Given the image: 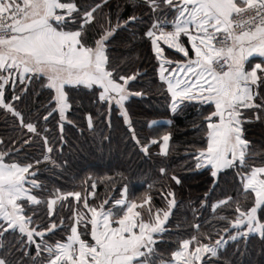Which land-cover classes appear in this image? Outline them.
I'll use <instances>...</instances> for the list:
<instances>
[{
  "label": "snow or ice",
  "instance_id": "1",
  "mask_svg": "<svg viewBox=\"0 0 264 264\" xmlns=\"http://www.w3.org/2000/svg\"><path fill=\"white\" fill-rule=\"evenodd\" d=\"M114 42L129 52L119 63L111 55ZM140 43L150 49L171 114L197 109L192 127L201 146L186 152L183 167L203 170L209 182L189 201L195 222H187L186 238L169 252L160 245L172 235L170 217L181 205L175 186L182 187L183 178L167 162L173 133L141 137L129 113L132 97L148 96L146 88L133 87L147 76L131 67ZM36 84L35 94L46 92L47 103L33 114L19 105ZM85 90L93 105L107 110L106 117L99 111L84 117L101 148L112 143L117 111L126 144L145 158H163V206L154 207L149 192L129 199L126 184L120 198L99 204L89 201L95 182L84 194L48 190L40 165L54 173L67 164L53 153L59 147L63 154L68 143L65 124L78 127L69 119L71 93ZM0 111L18 132L0 148V264H255L244 259L253 240L264 256V147L248 138L249 126L264 125V0H0ZM101 117L107 134L97 132ZM158 123L150 120L148 127ZM37 147L39 156L26 151ZM222 180L231 192L217 194ZM65 210L69 215L61 214ZM58 232L64 234L55 238ZM230 248L232 259L225 255Z\"/></svg>",
  "mask_w": 264,
  "mask_h": 264
},
{
  "label": "trees",
  "instance_id": "2",
  "mask_svg": "<svg viewBox=\"0 0 264 264\" xmlns=\"http://www.w3.org/2000/svg\"><path fill=\"white\" fill-rule=\"evenodd\" d=\"M123 35L121 34V36ZM119 40L120 37H117V42ZM136 49L139 53V59L131 67L138 66L141 70H146L147 76L133 87L135 89L146 88L148 96L144 98L132 97L127 102L130 116L141 137L162 135L166 131L173 133L172 150L167 162L170 171L175 170L183 178V186H175L181 205L175 215L170 217L171 223L168 227L173 230L172 235L165 236V242L160 245L162 251L169 252L176 246V241L181 237L186 238L187 222H195L191 210L188 208L189 201L202 196L209 182L206 179L207 174L203 170H195L194 166L191 170L183 167L184 163L190 159L186 152L194 151L195 148L201 146V133L194 131L192 127V122L196 119L197 109L186 107L175 115L171 114L167 107L166 91L161 88L158 76L155 73V62L149 59L150 49L146 50L143 43L137 44ZM168 53L170 56L173 55L169 49ZM111 55L115 62L119 63L129 55V52L117 43V47ZM37 91H39L38 84L34 85L33 92L19 105L25 112L30 110L34 114L41 108L42 104L47 103V93L36 95ZM71 95L72 108L69 112V119L75 120L78 127L65 124L68 143L64 146L63 154L59 153V147L53 153L61 164L65 160L67 164L62 169H56L54 173L47 170L50 167L49 165L43 163L40 165L41 178L46 181L48 190L60 188L62 191L75 190L84 194L92 191L91 184L95 182V197L89 196V201L93 204H99L105 199L120 198L121 189L126 184L129 199L140 197L142 194L149 192L154 197V207L163 206V201L159 195L160 185L161 183H168L158 173L159 163L163 158L155 155L150 159L145 158L143 154H139L137 150L133 149L131 143L126 144V126H124L117 111H113L111 115L113 125L112 143L110 145L105 143L101 148L96 134L87 130L84 117L88 111H91L94 117L98 111L104 113L106 117V107L100 109L98 105H93L90 102L91 93L88 90L74 91ZM150 120H156L159 123L149 128L148 121ZM168 120H171L172 123L167 124L164 122ZM105 125L106 119L103 117L97 119V132L103 130L107 134L108 129ZM49 126L53 128L52 136L58 138L59 129L56 127V120H53ZM81 128L84 129L83 134H81ZM16 135H18V132L13 127L11 117L5 122L4 114L0 111V137L5 140V145H0V148L6 147L9 143V137ZM248 138L258 150L264 147V125L254 123L249 126ZM26 151L31 152L34 156H39L41 150L37 147L26 149ZM157 151L158 146L153 148L154 153ZM121 171L124 173L123 177L117 175ZM108 177L113 178L111 184L108 183ZM225 179L231 183L232 173L229 172ZM150 184L153 185L152 188H149ZM222 189L231 192V189L223 183V180L221 187L217 189V194ZM44 195L46 198L48 193L46 192ZM70 199L75 204V200ZM45 210V208L40 209L41 216L44 215ZM61 214L69 215L66 210ZM203 219H208V212L204 213ZM178 223L181 224V228L177 231L175 226ZM63 234L58 232L55 238H59ZM250 251L251 255L244 258L246 262L251 260L255 264H264V256L259 254V245L255 240L250 244ZM231 252L232 248L225 254L229 259H232Z\"/></svg>",
  "mask_w": 264,
  "mask_h": 264
},
{
  "label": "crops",
  "instance_id": "3",
  "mask_svg": "<svg viewBox=\"0 0 264 264\" xmlns=\"http://www.w3.org/2000/svg\"><path fill=\"white\" fill-rule=\"evenodd\" d=\"M186 39V38H185ZM166 47V46H165ZM189 47H190V45H189ZM169 50H171V52H172V54L173 55H177V56H179L180 54H177V53H175V50L174 49H169ZM172 55V56H173ZM165 123H167V121H164ZM168 124V123H167Z\"/></svg>",
  "mask_w": 264,
  "mask_h": 264
},
{
  "label": "rangeland",
  "instance_id": "4",
  "mask_svg": "<svg viewBox=\"0 0 264 264\" xmlns=\"http://www.w3.org/2000/svg\"><path fill=\"white\" fill-rule=\"evenodd\" d=\"M145 208H147V205L145 206Z\"/></svg>",
  "mask_w": 264,
  "mask_h": 264
}]
</instances>
